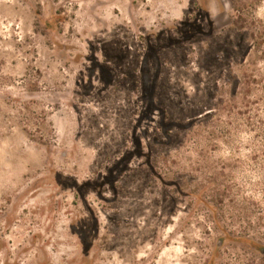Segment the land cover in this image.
<instances>
[{
	"label": "rangeland",
	"instance_id": "rangeland-1",
	"mask_svg": "<svg viewBox=\"0 0 264 264\" xmlns=\"http://www.w3.org/2000/svg\"><path fill=\"white\" fill-rule=\"evenodd\" d=\"M263 126L264 0H0V264H264Z\"/></svg>",
	"mask_w": 264,
	"mask_h": 264
},
{
	"label": "trees",
	"instance_id": "trees-1",
	"mask_svg": "<svg viewBox=\"0 0 264 264\" xmlns=\"http://www.w3.org/2000/svg\"><path fill=\"white\" fill-rule=\"evenodd\" d=\"M264 126L263 127H258L257 129H254L256 131V142L254 144V149L256 151H260L261 155L263 157V161H264ZM253 130V131H254ZM211 135H214V132H211ZM262 169V168H261ZM214 191V194L216 196V198L220 199L219 203H223V201H221V191H219V188H216ZM231 192V190H230ZM219 227V226H218Z\"/></svg>",
	"mask_w": 264,
	"mask_h": 264
}]
</instances>
